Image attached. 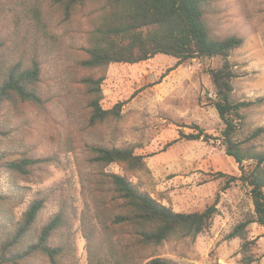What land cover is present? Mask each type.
<instances>
[{
  "label": "rangeland",
  "instance_id": "374dc122",
  "mask_svg": "<svg viewBox=\"0 0 264 264\" xmlns=\"http://www.w3.org/2000/svg\"><path fill=\"white\" fill-rule=\"evenodd\" d=\"M108 9L105 1L90 0L67 17L55 0H0V64L29 67L37 62L41 77L36 89L42 98L39 105L16 97L5 102L0 145L8 160L46 159L27 175L1 168L0 245L14 234L32 202L43 199L24 246L37 241L61 214L63 226L51 243L65 247L62 264H88L91 249L110 254L120 232L108 235L104 230V223L111 224V210L101 181L104 173H119L176 212L218 209L203 233L150 246L135 256L138 264L155 257L179 264H246L245 255L256 260L252 264H264V226L251 223L245 238L229 237L252 218L254 204L249 188L227 184L241 171L219 139L224 124L212 105V70L222 66V58L177 65L176 58L158 55L137 64L85 68L81 61L88 58ZM205 17L213 38L244 40L230 58L238 74L234 94L259 102L243 112L238 135L243 140L264 126V0H210ZM87 77L103 79L101 105L113 109L121 103L119 117L91 122ZM195 126L212 138L179 139L182 132L196 133ZM251 144L264 150V135ZM95 146L133 147L144 165L103 167L95 162ZM245 242L250 243L247 252ZM22 264L52 263L37 253Z\"/></svg>",
  "mask_w": 264,
  "mask_h": 264
},
{
  "label": "trees",
  "instance_id": "16d2710c",
  "mask_svg": "<svg viewBox=\"0 0 264 264\" xmlns=\"http://www.w3.org/2000/svg\"><path fill=\"white\" fill-rule=\"evenodd\" d=\"M90 0H55L70 17L78 5ZM109 8L97 26L88 52V58L81 61L85 68H97L113 63L137 64L158 55L177 59V65L195 59L220 57L223 64L212 70L215 87L216 108L224 124L219 139L227 147L228 154L240 166L239 177H230L228 187L240 182L249 188L254 204L251 219L240 223L229 235L230 238H245L251 223L264 226V150H257L251 141L264 135V126L255 129L251 136L239 139L244 122V110L259 101L239 100L234 94V81L237 71L230 58L233 52L243 46L244 40L238 36L224 39L213 38L208 30L206 14L210 0H103ZM41 77L37 62L29 67L21 64L6 66L0 64V112L6 101L16 97L22 101L41 104L36 84ZM90 94L92 108L91 122H103L111 117H119L122 104L113 109L101 105L102 78L84 79ZM196 133L180 135V140L209 141L208 135L199 126ZM0 123V138L3 135ZM1 141V139H0ZM95 162L103 167L113 164H126L132 169L144 165L143 156L137 155L133 147L107 148L93 147ZM0 145V170L29 174V171L46 159L19 157L6 159ZM246 162H250L246 165ZM101 181L104 197L110 206L111 224L104 223L105 232L110 235L120 232L108 253L90 250L88 264H138L135 256L150 246H159L172 238L196 237L208 229L218 212L212 205L203 212H176L160 203L148 193L141 191L126 176L119 173H104ZM45 200L32 202L23 214L14 234L1 242L0 264H22L37 253L45 255L52 264H62L65 247L53 245L52 238L63 226V218L57 215L38 235L37 241L24 246V239L31 233L36 219L44 207ZM245 242L243 250H249ZM255 259L245 255L244 262L252 264ZM145 264H179L173 260L155 257Z\"/></svg>",
  "mask_w": 264,
  "mask_h": 264
}]
</instances>
